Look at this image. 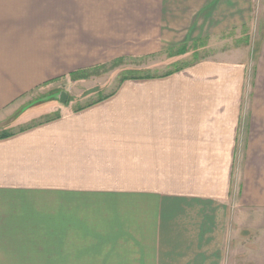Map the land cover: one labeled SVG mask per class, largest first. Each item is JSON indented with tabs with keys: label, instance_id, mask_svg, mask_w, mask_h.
<instances>
[{
	"label": "crops",
	"instance_id": "1",
	"mask_svg": "<svg viewBox=\"0 0 264 264\" xmlns=\"http://www.w3.org/2000/svg\"><path fill=\"white\" fill-rule=\"evenodd\" d=\"M195 42L212 58L11 120ZM0 126V264H226L264 229V0H0Z\"/></svg>",
	"mask_w": 264,
	"mask_h": 264
},
{
	"label": "rangeland",
	"instance_id": "2",
	"mask_svg": "<svg viewBox=\"0 0 264 264\" xmlns=\"http://www.w3.org/2000/svg\"><path fill=\"white\" fill-rule=\"evenodd\" d=\"M233 39H237V38H233ZM229 41L232 42L231 44L228 45L232 46L234 44V41L233 40H229ZM220 42L222 43V41ZM260 42H261V35L260 33L255 32L252 36V43H251L253 61L255 60L256 52L258 50ZM203 44L205 43L195 42L191 46L188 45L187 47H184L183 48L184 50L179 48L178 50L170 51L169 53H167L168 52L167 51L166 52L167 54L159 57H153L151 59H142L139 61H134V60L133 61L127 60L120 62L117 61L111 63L110 65H106L102 68H99L95 71H90L81 75L84 78H86L85 80H83L85 82H79L80 80L77 81L76 78L75 79L73 78L74 80L71 78L70 83H68V81L67 82L64 81L56 89L50 86H49L50 88L43 87L42 89H39L29 95L30 98L34 99L33 103L27 105L24 108H20L17 112L13 114V117L12 115L9 117H12L11 120L15 118H19L21 117V115L24 114V112H26L30 108L53 101L58 104H62L59 101L61 92H66L68 94L67 104H63L64 106L67 105H71L72 107L87 106L89 104L87 102L95 99H101L107 97L111 93L117 91L119 85L121 84L122 80L125 77L145 78V77H153L156 75L159 76L168 72L169 69L173 68V70H175V69L183 68L182 64L184 63L197 62L202 58L203 59L212 58L209 52H201L203 49H201L198 46ZM214 48H215L214 49L215 53H217L223 51L226 52L225 50H227L229 47L217 48L215 46ZM181 52H183L182 53L183 56H181L180 54ZM171 58L173 60L175 59L174 61L176 62L172 60L170 61ZM165 59L168 61L167 63H169V65L166 64V66L163 67L156 66L154 68V65H158V64L162 65ZM145 67L146 70H138V69H144ZM48 99H53V100L49 101ZM86 99H90V100L87 101ZM46 106L47 105L43 106L40 109L46 110L47 109ZM51 116H44L43 118L40 117L37 120L28 123L26 126L21 127V129L34 125L37 122H42L46 118ZM7 123L5 122L4 125H7ZM0 127L2 128L3 126ZM19 130L20 128L17 129L16 131ZM236 238H237L236 248L234 249L235 255L231 257V253H230V257L229 259H227L226 264H264V229L253 232L243 231V233H241V235Z\"/></svg>",
	"mask_w": 264,
	"mask_h": 264
},
{
	"label": "trees",
	"instance_id": "3",
	"mask_svg": "<svg viewBox=\"0 0 264 264\" xmlns=\"http://www.w3.org/2000/svg\"><path fill=\"white\" fill-rule=\"evenodd\" d=\"M181 49H183V48H181ZM184 50V49H183ZM182 53L183 52H181L180 54L182 55ZM122 61V60H121ZM118 62H120V61H118ZM102 68V67H101ZM99 69V68H98ZM95 70H97V69H94V70H92V71H95ZM176 71H179L178 69L176 70ZM88 72H90V71H88ZM85 73H87V72H79V73H74V74H72L71 75V78L73 79H75L76 78V80L77 81H79V80H85L86 78H84L83 76H81V75H83V74H85ZM174 73V71H171V72H169V73H167L166 74V76H169V75H171V74H173ZM149 78H151V77H125L123 80H122V82H125V81H127V80H132V79H135V80H144V79H149ZM73 79V80H74ZM121 82V83H122ZM112 95H114V92L113 93H111V95H109V96H107V97H104V98H101V99H106V98H109V97H111ZM69 103V102H68ZM91 106V105H90ZM80 109H82V108H80ZM57 114V115H56ZM55 115V116H54ZM60 114L59 113H55V114H53V116H51V117H48V118H46L45 120H44V122H50V121H53V120H56V119H59L60 118ZM43 122V123H44ZM24 129H26V128H23L22 130H24ZM13 135H15V133H13V132H8V131H3V132H1L0 133V139H6V138H9V137H11V136H13Z\"/></svg>",
	"mask_w": 264,
	"mask_h": 264
},
{
	"label": "water",
	"instance_id": "4",
	"mask_svg": "<svg viewBox=\"0 0 264 264\" xmlns=\"http://www.w3.org/2000/svg\"><path fill=\"white\" fill-rule=\"evenodd\" d=\"M48 100L50 101V100H53V99H48ZM67 100H68V94L66 92H61L59 101L62 104H66Z\"/></svg>",
	"mask_w": 264,
	"mask_h": 264
}]
</instances>
